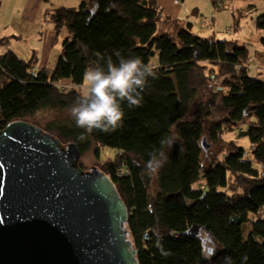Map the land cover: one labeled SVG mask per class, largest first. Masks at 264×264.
<instances>
[{
	"label": "trees",
	"instance_id": "1",
	"mask_svg": "<svg viewBox=\"0 0 264 264\" xmlns=\"http://www.w3.org/2000/svg\"><path fill=\"white\" fill-rule=\"evenodd\" d=\"M45 17L57 36L67 33L62 56L37 73L35 60L11 51L0 57V131L22 121L64 146L75 143L84 171L91 170L85 161L92 152L128 208L124 231L139 264H264V81L251 75L248 47L180 28L158 0H84L79 9L46 10ZM163 24L174 33L160 34ZM256 25L264 31V15ZM117 51L154 65L156 78H149L139 107L122 105L121 127L88 134L68 109L86 67L108 57L118 62ZM66 82L72 88L62 90ZM42 112L56 119L39 125ZM247 125L239 138H249V153L225 139ZM170 134L177 140L166 150L167 163L153 177L142 175L149 153ZM205 138L222 145L220 156L208 160ZM102 148L115 149V158L100 161ZM123 168L129 173L120 177ZM192 227L199 234L186 236Z\"/></svg>",
	"mask_w": 264,
	"mask_h": 264
},
{
	"label": "water",
	"instance_id": "2",
	"mask_svg": "<svg viewBox=\"0 0 264 264\" xmlns=\"http://www.w3.org/2000/svg\"><path fill=\"white\" fill-rule=\"evenodd\" d=\"M82 157L28 122L0 131V264H139L127 206L109 176L79 167Z\"/></svg>",
	"mask_w": 264,
	"mask_h": 264
},
{
	"label": "clouds",
	"instance_id": "3",
	"mask_svg": "<svg viewBox=\"0 0 264 264\" xmlns=\"http://www.w3.org/2000/svg\"><path fill=\"white\" fill-rule=\"evenodd\" d=\"M114 54L118 62L108 57L102 65L86 67L68 109L76 127L88 134L94 130L111 133L121 127L125 115L122 105L139 107L149 78H156L154 65L144 63L138 56L125 58L118 51ZM176 140L171 134L160 140V150L149 153L142 175L153 177L159 173L168 161L166 150H171Z\"/></svg>",
	"mask_w": 264,
	"mask_h": 264
},
{
	"label": "rangeland",
	"instance_id": "4",
	"mask_svg": "<svg viewBox=\"0 0 264 264\" xmlns=\"http://www.w3.org/2000/svg\"><path fill=\"white\" fill-rule=\"evenodd\" d=\"M217 6H216V4ZM217 1V2H216ZM230 0H184L183 7L181 5H176L174 0L164 1V4L168 7L164 9L166 16H169L173 19L179 21L180 28L189 29L190 25H193L192 32L194 35L199 36L201 38H205L200 36L198 26H202L206 29L208 35L211 38H205L208 40L213 39L214 37V29L212 25L216 22V29L218 34L220 35L219 40H231L236 39L240 44H248L249 54L251 59L254 61L253 67L260 68V71L254 69L251 70V75L257 79L264 81V45L261 40L264 38V31L259 30L256 25V20L264 15V1L263 0H232L230 4L228 3ZM232 2V3H231ZM163 4V1H162ZM219 4V6H218ZM197 7V12H194V8ZM219 7V8H217ZM67 8V7H65ZM70 8V7H68ZM80 5L76 8L79 9ZM190 9V13L186 14V10ZM178 14V17L175 15ZM220 15V20L219 16ZM214 19V22H212ZM237 26V28L235 27ZM230 26L234 28L233 36L223 37L222 31ZM175 28L172 26H167L163 24L161 26L160 34L168 33L173 34ZM63 40L60 41V45ZM68 90L71 87L70 83H67L66 86L62 87L63 90ZM56 119V114L51 112H42L38 115L35 120L37 124L41 125L45 124L47 121H53ZM255 120V118H254ZM250 125L241 127L237 129L234 134L228 135L225 139L229 141H233L237 143L242 149H244L247 153L251 151V144L249 138H239L240 132L248 131ZM206 139V138H205ZM206 144L208 147V160L215 155L220 156L219 151L221 150L222 145H215L211 142H208L206 139ZM203 147V146H202ZM204 149V148H203ZM117 151L111 148H102L101 150V160L102 162H108L115 158ZM86 165L89 169L93 167L96 168V160L94 154L90 152L86 154ZM254 167L261 171V166L254 164ZM125 169V168H123ZM122 169V170H123ZM120 170V172L122 171ZM119 172V176H120ZM121 177V176H120ZM198 188L197 186L195 187ZM246 226V225H245ZM244 226V236L247 237L248 230ZM147 235V234H146ZM145 237V235H144ZM144 243L146 244L147 242Z\"/></svg>",
	"mask_w": 264,
	"mask_h": 264
},
{
	"label": "crops",
	"instance_id": "5",
	"mask_svg": "<svg viewBox=\"0 0 264 264\" xmlns=\"http://www.w3.org/2000/svg\"><path fill=\"white\" fill-rule=\"evenodd\" d=\"M83 1L0 0V57L11 51L27 62L35 60L36 64L33 65L35 73L45 69L47 66L54 67L63 52V42L60 45V41H64L67 33L57 36L54 25L45 17V12L46 10H55L62 7L77 8ZM158 1L163 9L168 8L164 4V1L167 0ZM183 5L181 6L183 7ZM190 9L186 10L187 15L190 13ZM194 9V12L198 11L197 7ZM175 15L178 17V14ZM218 16L220 20V15ZM212 22H214V19H212ZM216 24L214 22L212 25L214 37L211 40L220 41ZM192 28H194L193 25H191ZM197 28L200 36L211 38L201 25ZM228 28L231 27L228 26L222 31L224 38H226V35L233 36V33H225ZM244 45L248 47V44L245 43ZM251 62L250 69L260 71V68L253 67L254 61L251 60Z\"/></svg>",
	"mask_w": 264,
	"mask_h": 264
},
{
	"label": "built area",
	"instance_id": "6",
	"mask_svg": "<svg viewBox=\"0 0 264 264\" xmlns=\"http://www.w3.org/2000/svg\"><path fill=\"white\" fill-rule=\"evenodd\" d=\"M174 3H175L176 5H183V1H182V0H175ZM64 86H66V85H64ZM64 86H62V87H64ZM63 90H64V88H63ZM128 173H129L128 170L123 169V170L120 172V176H121V177H125ZM144 240H145V242H148V241L150 240L149 236H148V235H145Z\"/></svg>",
	"mask_w": 264,
	"mask_h": 264
}]
</instances>
